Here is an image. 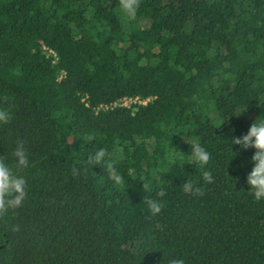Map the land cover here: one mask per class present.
Instances as JSON below:
<instances>
[{
    "label": "trees",
    "instance_id": "obj_1",
    "mask_svg": "<svg viewBox=\"0 0 264 264\" xmlns=\"http://www.w3.org/2000/svg\"><path fill=\"white\" fill-rule=\"evenodd\" d=\"M0 109V158L16 171L19 141L29 158L0 264H264L255 150L232 143L264 121V0H141L134 19L119 0H0ZM101 148L122 186L88 164Z\"/></svg>",
    "mask_w": 264,
    "mask_h": 264
},
{
    "label": "clouds",
    "instance_id": "obj_2",
    "mask_svg": "<svg viewBox=\"0 0 264 264\" xmlns=\"http://www.w3.org/2000/svg\"><path fill=\"white\" fill-rule=\"evenodd\" d=\"M141 0H119V4L123 12L129 18H135L136 12L139 8ZM239 116V115H237ZM11 120L10 112L0 109V123L7 124ZM89 140L94 139V136H89ZM233 144L239 145L241 149L247 150L249 148L254 149V154L251 159L254 165L251 171L247 175V184L251 190V194L256 201L264 200V121L259 123L253 122L248 129L247 133L234 137ZM16 158L14 165L16 171H13L12 167H9L3 158H0V219L4 218L9 210H15L22 206L24 200L27 198V187L25 178L19 174L20 170L29 167V158L27 150L24 146V141H19L17 147L13 153ZM109 154L106 149L101 148L94 155L88 156V164H101L106 163L109 170V178L113 179L117 185H123V177L118 174L111 162H106L105 158ZM211 154L199 143H194L192 146V157L187 162L189 164H197L201 169V175L206 184L214 182V177L211 172L206 169ZM73 177L79 174V169L73 167L71 169ZM145 191L151 192L152 188L150 184L143 183ZM182 190L194 196L203 195V189L192 181H186ZM158 197H164L167 192L164 188L156 194ZM145 203L152 216L159 214L164 208L158 199L145 197ZM19 225L12 227L13 232L19 231ZM170 264H185L183 259H173Z\"/></svg>",
    "mask_w": 264,
    "mask_h": 264
},
{
    "label": "built area",
    "instance_id": "obj_3",
    "mask_svg": "<svg viewBox=\"0 0 264 264\" xmlns=\"http://www.w3.org/2000/svg\"><path fill=\"white\" fill-rule=\"evenodd\" d=\"M137 101L142 102V103H146L147 102V100L142 101V100H139V98H135V99H133V98H124V99H122L120 101L115 102L114 106H117V105L128 106L131 102H137Z\"/></svg>",
    "mask_w": 264,
    "mask_h": 264
}]
</instances>
